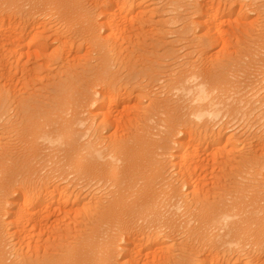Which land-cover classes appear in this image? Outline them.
<instances>
[{
    "label": "bare ground",
    "instance_id": "obj_1",
    "mask_svg": "<svg viewBox=\"0 0 264 264\" xmlns=\"http://www.w3.org/2000/svg\"><path fill=\"white\" fill-rule=\"evenodd\" d=\"M183 1L170 0L169 10L174 14L171 20L168 18L169 26L179 22L178 12L186 3ZM224 1L195 0L187 5L191 8L187 9L189 16L197 14L196 20L186 25L190 27L187 29L199 28L211 42L209 44L224 43L226 31H230L227 27V30L223 29L228 21L225 19L238 17L235 20L240 18L245 22L249 13L244 8L259 2L236 0L234 5L227 6V1ZM237 1L240 5L235 10L238 16L231 17L236 13L234 6ZM91 3L92 7L94 3ZM143 3L142 0H97L94 5L97 11H94L86 6L85 0H0V65H8L5 72L3 68L6 65L0 67L5 73L4 79L0 75V79L5 81H1L0 89L13 90L16 73L12 74V68L18 69V74L22 64L31 61L26 60L29 57L24 52L27 41L29 45L38 43L44 37L49 38L47 35L51 31L55 33L56 41L67 44L68 41L64 40H69L66 31L52 30L57 29L51 24L52 17L56 26L67 29L74 37L81 35L95 39L96 51L101 50V53L117 59L125 52L127 54L130 48H125V42L121 41H132L129 34L135 33L137 25L134 20L140 18V12H146ZM260 6L256 7L259 9ZM36 24L42 30H36ZM45 32L49 34L45 36ZM258 41L264 50V33H260ZM68 45L60 48L67 53L65 56L70 54ZM64 48L69 51L65 52ZM70 48L74 50L73 46ZM76 48L77 44L75 52ZM24 55L26 62L23 63ZM252 55L260 58L257 50ZM230 61L211 63L209 60V65L206 61L204 65L189 62L188 67L171 70V78L159 92L161 99L151 101L149 110L134 117L131 115L133 119L120 111L127 122L122 121L120 113V118H115L113 108H119L120 102L124 106V101L131 98L133 92L142 94L148 83L153 82V76L146 80L148 83L144 84V81V86H139L138 91H132L131 86L121 87L119 77L113 75L107 69L109 64L103 62L91 78L83 79L85 82L81 78L75 79L76 82L67 74L65 83L58 88L57 101L54 104L49 102L48 106L38 108L32 103L34 101L15 93L0 96V120L6 118L0 125L8 129L12 127L16 133V140L10 146L6 148L7 144H0V264H237L242 259L246 260L244 264H264V97L255 98L263 91L262 86L257 84L258 81L255 85L251 81L256 80L252 79L255 76L246 70L257 63L264 69V56L254 65L251 61H247L248 64L238 59ZM23 67L27 68V64ZM0 74H3L1 70ZM131 75L132 79L135 78L134 74ZM137 76L138 83L144 76L141 79ZM188 77L199 78L191 85L194 95L188 99L174 97L173 89L177 86L186 88L184 81ZM133 82L136 83L135 80ZM197 84L205 85L206 91H197ZM130 103L127 101L126 105ZM12 106L16 110V120L9 116ZM193 112L221 113L222 118L215 123L206 119L203 124H197L189 118ZM82 118L89 121L87 128L76 126ZM152 120L155 122L150 123ZM123 123L126 127L129 124L128 132ZM235 124L241 127L224 141L226 145L223 146L230 148H223V152L220 150L223 154L220 160V151L214 148L221 144L230 132L228 130H236V127L231 128ZM255 125L260 132L256 128L257 132L250 133V128ZM110 128L114 132L107 134ZM86 133L87 138L83 139ZM45 134L61 136L62 145L48 147L42 144L39 138ZM203 143L209 147L203 148ZM204 152H208L207 155ZM110 155L122 163H115ZM215 167H219L221 173L216 170L217 173L211 175ZM208 171L211 172L208 179L212 176L210 182L206 180L209 173L204 175ZM230 179L231 184H228ZM84 189L93 197L97 196L92 207H80ZM175 201L183 202V213L171 211ZM225 216L234 219L225 224L222 220ZM70 222L78 223L75 224L77 227ZM27 230H30L29 235ZM45 232L48 237H44ZM8 233L10 238L17 240L15 260L10 258L6 249L12 245V241L6 239ZM23 233L27 235L23 236ZM177 235H182L184 240L180 239L185 241L181 246L183 251L179 247L178 255L174 254L173 247H170L172 250L165 247L169 242L164 243L165 239ZM23 250L25 253L19 255Z\"/></svg>",
    "mask_w": 264,
    "mask_h": 264
},
{
    "label": "rangeland",
    "instance_id": "obj_2",
    "mask_svg": "<svg viewBox=\"0 0 264 264\" xmlns=\"http://www.w3.org/2000/svg\"><path fill=\"white\" fill-rule=\"evenodd\" d=\"M90 1H94L93 3H91ZM95 1H97V0H85V4H88V5H86V6H88V7H91L90 6V4L89 3H91V5L93 4V6L91 7L92 9H95L94 7V5H95ZM186 1V3H184V7H183V9H181V10H179V22H176L175 24H173V26H172V23L170 24V26H169V23H167V21L170 19L171 20V17H172V14H174V13H172V12H170V6H169V2H170V0H142V2H145V3H143V7H144V9H145V7H146V12H144V13H141L140 12V16L138 15V17H140V18H136V20H134V23H135V25H137L136 26V28H138L137 29V31H136V28L134 27V30H135V33H136V35H135V33L134 34H132V33H130L129 35H130V37L132 38L131 40L132 41H128V40H126V41H128V42H130V44L132 45H130L128 42H126L124 39L121 41V42H125V43H123V44H125V48L127 47H129L130 49L129 50H127L128 52H127V54H126V52H125V54H123L122 55V57L120 56V57H118V59H117V57H111L110 55H105V53H101L102 51L101 50H97L96 51V49H97V46H94V45H96V40L95 39H92V38H88V39H86L87 37H83V36H81L80 35V37H78L77 35L74 37V34H71L69 31H67V29L66 30H63L64 28H59L58 26H56L55 24H54V18L52 17V23L51 24H53V26L54 27H57V29L55 28V30L54 29H52L54 32H57L56 30H58V32H60V33H65V31H66V34L67 35H69V40L68 39H66V38H64V40H67L68 42H67V44L66 45H62L61 44V42L60 41H56L55 40V37H54V35L53 34H55V33H52L51 31L48 33V32H45V36L47 35V34H49V35H47L49 38H47V37H44L43 39H41V40H39V42L38 43H30V45L29 44H27V42H26V48H25V50H24V52L26 53V54H28V55H26L25 53V55L27 56V57H29L28 59H26V60H31L30 62H26V60H25V58H26V56L24 55L22 58H24V60L23 61H21V62H26V64H27V68H24L23 66H25L26 67V64L24 65V64H22V67H20V68H22V69H20L19 68V71H18V74H17V70L18 69H16V68H12V70H13V72H12V74H15L14 76H16V78L14 79V91L13 90H10V91H8V90H4V89H0V96H4V97H6V96H8V95H10L11 93V95H13L14 93L17 95L18 94V96L20 95V97L21 98H25V99H29V101H34V102H32V103H34V104H36L37 106H38V108L39 107H44L45 105H50V103H55V101H57L56 99H58V98H56V96H59V90H58V88H59V86H61L63 83H65V81H66V78H68V75H70L69 77H72L74 80L76 79L77 81L78 80H80V78H81V80H86V79H89V77L91 78L93 75H92V73L94 72V70L95 69H99L100 70V68H98V67H100L101 66V64H102V62L103 63H105L106 65L107 64H109V68H107V69H110V70H108V71H110L113 75L115 74L117 77H119V83H120V85H121V87H122V85H124L123 87H125V86H127L128 88H129V86H131L133 89H131V87H130V89L133 91H136V89H137V91H138V89H139V86H144V84H146V83H148V81L146 82V80H149V77H151L152 78V76H153V82H151V83H148L149 85L151 84V87L148 85V86H146V88H145V90H144V92L141 94V92H136V94H137V97L135 96L136 94H134L135 92H133L132 94H133V96L131 97V98H127L124 102L125 103H123V104H125L126 105V102L127 101H130L131 103H130V105H124L125 106V108H123L124 106L122 105V102H120V104L118 105L119 106V108H120V110H119V108L118 107H116V109H115V107L113 108V111L115 110L116 111V113H115V111H114V113H113V115H114V117L115 116H118L119 117V113H120V111H122V113L123 112H125V113H123V115H125L126 117H128L129 119H133V117L135 116V115H138V114H143V113H145V110H149L150 109V107H151V105H152V102L155 100V99H161V97H162V95H161V93H159L162 89V85H164V83H167L169 80V77L171 78V76H169V75H172V74H170L171 72L173 73V71H175V68L177 69V68H185V67H188L190 64H200V65H204V63L205 64H207L208 63V65H209V63L211 62H217V61H221L222 63H224V62H229L230 60V62H232L233 60L235 61V60H241V62L242 63H245V62H249L250 63V61H251V64H255V63H257L258 62V59L260 60V58L262 57V56H264L263 54V52H264V50H262L259 46H260V44L258 43L259 41V37H260V33L261 34H263L264 33V0H262V2H261V0H259V2H258V4L256 5L255 4V6L254 5H250V7L249 6H247V7H245L244 8V10L246 9V12L247 13H249V14H247L248 16H247V20H245V22H243V20L242 21H240V18H239V20H235L236 18L238 19V17H235V18H231V17H233V16H238V12H236L238 9H239V7H240V5H239V2L237 1V4H235V6H234V12H236L235 14H233L230 18L231 19H225V18H228V17H224V19H225V22H226V20H228L226 23H224V25H223V29L225 28L226 29V27L227 28H229V32H228V30L226 31L227 33H229V35L226 33V35L225 36H227V37H225V40L226 41H224V43H222V41H221V43H217L218 45H215V44H209V43H211V42H209V40L207 39V37L203 34L202 35V32H200V29L199 28H197V29H195V28H193L192 30L191 29H187V27L188 26H186V25H188V23L190 22V21H192L193 19L194 20H196V16H197V14H194V15H196V16H189V14H187V12H189L188 10L189 9H191L190 8V6H187V5H190V3H192L193 1H195V0H185ZM185 1H183V2H185ZM224 0H222V2H223ZM227 1V6H230L231 4L232 5H234L233 3H235V1L236 0H226ZM88 2V3H87ZM163 2V3H162ZM145 4V5H144ZM223 4L225 5V1L223 2ZM230 4V5H229ZM260 6V8L258 9L256 6ZM150 6H151V8H150ZM263 6V7H262ZM226 7V6H225ZM238 7V8H237ZM262 7V8H261ZM256 8V9H255ZM148 9V10H147ZM169 11H168V10ZM188 9V10H187ZM237 9V10H236ZM236 10V11H235ZM250 10V11H249ZM255 10H257V11H255ZM258 10H260V12L258 11ZM94 11H97V9H95ZM139 11V10H138ZM140 11H141V9H140ZM181 11V12H180ZM184 11V12H183ZM156 12V13H155ZM166 12H168V13H166ZM240 12V11H239ZM258 13V14H257ZM187 14V15H186ZM191 14V13H190ZM237 14V15H236ZM191 15H193V14H191ZM259 15V16H258ZM261 15V16H260ZM182 16H184L183 18H182ZM225 16H228V15H225ZM144 17H145V20H147L146 22H147V24H146V22H144L145 20H144ZM191 19H190V18ZM51 18V17H50ZM165 19V22H164V19ZM169 18V19H168ZM254 18V19H253ZM256 18V19H255ZM260 18V19H259ZM190 19V20H189ZM259 19V20H258ZM169 20V21H170ZM188 20V21H187ZM229 20H231V21H229ZM233 20H234V22H233ZM136 21H138V22H136ZM141 21H143L142 23H145V25L144 24H142L141 23ZM187 21V22H186ZM240 21V22H239ZM186 22V23H185ZM256 22V23H255ZM137 23V24H136ZM138 23H140V24H142L141 26H140V24H138ZM228 23V24H227ZM232 24V25H230V24ZM238 23V24H237ZM259 23V24H258ZM38 25H39V23H37ZM36 24V27L38 28H36V30H42V29H39V26ZM51 24H49V25H51ZM128 24V23H127ZM182 24V25H181ZM226 24V25H225ZM241 24H243V25H241ZM244 24H246V26L244 25ZM250 24V25H249ZM134 25V26H135ZM140 26V28H139V26ZM185 25V26H184ZM241 27H240V26ZM131 26V25H130ZM144 26V27H143ZM146 26V27H145ZM235 26V27H234ZM142 27H143V29H142ZM185 29H184V28ZM232 27V28H231ZM239 27V28H238ZM245 27V28H244ZM253 27V28H252ZM53 28V27H52ZM173 28V29H172ZM188 28H190V27H188ZM258 28V29H257ZM142 29V30H141ZM187 29V30H186ZM224 29V30H225ZM232 29V30H231ZM244 29V30H243ZM248 29V30H247ZM60 30V31H59ZM142 32H141V31ZM144 30V31H143ZM184 30V31H183ZM69 32V33H68ZM104 32V30L102 31V33ZM139 34H138V33ZM190 32H192V33H190ZM198 32V33H197ZM250 32V33H249ZM51 33H52V36H51ZM186 33V34H185ZM188 33V34H187ZM196 33V34H195ZM132 34V35H131ZM193 34V35H192ZM231 34H234L235 36H231ZM250 34V35H249ZM73 35V36H72ZM103 35H105V33L103 34ZM136 36V37H135ZM238 36V37H237ZM256 36V37H255ZM51 37V38H50ZM74 37V38H73ZM187 37V38H186ZM237 37V38H236ZM252 37V38H251ZM53 38V39H52ZM71 38H73V39H71ZM182 38V39H181ZM198 38V39H197ZM29 39H31V38H29ZM74 39H76V40H74ZM237 39V40H236ZM48 40V41H47ZM71 40V41H70ZM205 40V41H204ZM94 41V42H93ZM198 41V42H197ZM252 41V42H251ZM29 42H30V40H29ZM74 42V43H73ZM79 42H82L81 43V48H79L78 47V45H79ZM89 42H91V43H89ZM236 42V43H235ZM244 42V43H243ZM258 43V45H257V43ZM70 43V44H69ZM199 43V44H198ZM228 43V44H227ZM230 43H231V45H230ZM261 43V42H260ZM38 44V45H37ZM40 44V45H39ZM73 46L74 47V50L72 49V48H70V46ZM77 44V50H76V52H75V45ZM202 44V45H201ZM37 45V46H36ZM63 47H65L66 48V46L68 45L69 47H67V49H71L70 51L69 50H67V49H65L64 48V50H65V52L66 51H69L70 52V54H68V56H65L67 53H64V51H61L60 50V48H63ZM83 45V46H82ZM213 47H211V46ZM228 47H227V46ZM27 46H29V48L27 47ZM45 46H47V47H45ZM89 46H90V49H89ZM248 46V47H247ZM40 47V48H39ZM245 47V48H244ZM259 47V48H258ZM37 48V49H36ZM38 48H39V50H38ZM59 48V49H58ZM87 48V49H86ZM92 48H95V49H92ZM173 49V50H172ZM236 49V50H235ZM260 49V50H259ZM38 50V52L36 53V51ZM74 52H73V51ZM131 50V51H130ZM228 50V51H227ZM255 50H257V52L260 54V58H256L258 55L257 54H255L256 55V57L254 56L253 57V53L255 52ZM262 50V51H261ZM29 51H31V52H29ZM90 51V52H89ZM200 51V52H199ZM237 51V52H236ZM41 52V53H40ZM62 52V53H61ZM72 52V53H71ZM130 52V53H129ZM208 52V53H207ZM33 53V54H32ZM40 53V54H39ZM177 53V54H176ZM197 53V54H196ZM204 53V54H203ZM250 53V54H249ZM263 53V54H262ZM30 54V55H29ZM88 54H90V55H88ZM105 55V56H107V57H105V56H103V55ZM34 55V56H33ZM62 55V56H61ZM64 55V56H63ZM79 55V56H78ZM83 55V56H82ZM85 55V56H84ZM102 55V56H101ZM126 55V56H125ZM220 55V56H219ZM235 55V56H234ZM262 55V56H261ZM179 56V57H178ZM205 56V57H204ZM219 56V57H218ZM224 56V57H223ZM225 56H226V58H225ZM33 57H34V59H33ZM62 57H63V59H62ZM68 57V58H67ZM71 57V58H70ZM77 57V58H76ZM111 59H110V58ZM178 57V58H177ZM207 57V58H206ZM216 57V58H215ZM233 57V58H232ZM52 60H51V59ZM65 58H67V59H65ZM119 58H120V60H119ZM135 58V59H134ZM176 58V59H175ZM210 58V59H209ZM212 58H213V60H212ZM227 58H230V60L229 61H227L228 59ZM240 58V59H239ZM256 58V59H255ZM65 59V60H64ZM70 59V60H69ZM72 59V60H71ZM105 59V60H104ZM110 59V60H109ZM113 59H114V61H113ZM124 59V60H123ZM169 59H172V60H169ZM193 59V60H192ZM207 59H209L210 60V62H209V60H207ZM216 59V60H215ZM219 59V60H218ZM226 59V60H225ZM33 60V61H32ZM119 60V61H118ZM142 62H141V61ZM174 60V61H173ZM225 60V61H224ZM66 61V62H65ZM105 61V62H104ZM113 61V62H112ZM118 61V62H117ZM125 61H126V63H125ZM135 63H134V62ZM181 61V62H180ZM201 61H203L202 63L203 64H201L200 62ZM207 63H206V62ZM256 61V62H255ZM61 62V63H60ZM64 62V63H63ZM85 62V63H84ZM114 62H115V64H114ZM116 62H117V64H116ZM134 64H133V63ZM189 62H190V64H189ZM238 62V61H237ZM248 62L247 63H245V64H248ZM253 62V63H252ZM51 63V64H50ZM82 63V64H81ZM83 63H84V65H83ZM88 65H87V64ZM119 63V64H118ZM120 63H121V65H120ZM131 65H133L135 68H132L133 66H131ZM143 63V64H142ZM21 64H20V66H21ZM50 64V65H49ZM124 64H126V65H124ZM131 66H129V65ZM135 64H136V66H135ZM178 64V65H177ZM189 64V65H188ZM245 64H243V65H245ZM1 65H4V63L2 64L1 63ZM0 65V67H2L3 68V66H1ZM6 65V67L5 68H3L4 69V72H5V69L7 68V64H5ZM4 65V66H5ZM68 65H69V67H68ZM72 65V66H71ZM75 67H74V66ZM78 65V66H77ZM256 65L259 67V69H257L258 67H256ZM121 66V67H120ZM125 66V67H124ZM138 66V67H137ZM140 66H142V67H140ZM173 66V67H172ZM185 66V67H184ZM130 67V68H129ZM145 67V68H144ZM158 67V68H157ZM167 67H169V68H167ZM254 67V68H253ZM250 70H248V69H246L248 72H252V74H253V77L255 76V78H252V79H256L255 81L254 80H251V81H253V82H255V85H257V84H259V86L261 87L262 86V88H261V90H263V91H261V93L258 95L259 97H255V98H263L264 97V69H262L263 67H261V66H259L258 65V63L257 64H255L254 66H253ZM2 68H0V70L2 71V73L3 74H0V75H3V77H1V78H5L4 76V72H3V70H2ZM132 68V69H131ZM137 68V70H135ZM83 69V70H82ZM87 69V70H86ZM102 69V68H101ZM244 69V68H243ZM253 69V70H252ZM151 70V71H150ZM163 70V71H162ZM171 70H173V71H171ZM178 70V69H177ZM261 70H263V74H262V71ZM96 71V70H95ZM153 71V72H152ZM167 71V72H166ZM78 72V73H77ZM138 72V73H137ZM165 72V73H164ZM254 72V73H253ZM261 72V73H260ZM72 73V74H71ZM78 75H77V74ZM85 73V74H84ZM144 73V74H143ZM153 73V74H152ZM160 73V74H159ZM164 74V76H163V74ZM257 73L259 74V75H257ZM68 74V75H67ZM131 74H134V76H135V78H133L132 79V77H130V76H132ZM146 74V75H145ZM255 74V75H254ZM73 75V76H72ZM75 75V76H74ZM92 75V76H91ZM138 75V76H137ZM160 75V76H159ZM18 76V77H17ZM77 76V77H76ZM136 76L139 78V79H141L143 76V78H142V80H138V83H137V78H136ZM142 76V77H141ZM145 76H146V78H145ZM122 77H123V80H122ZM159 77V78H158ZM163 77V78H162ZM252 77V76H251ZM18 78V79H17ZM79 78V79H78ZM126 78V79H125ZM3 79H0V84H2V82L4 83L5 81H2ZM65 79V80H64ZM121 79V80H120ZM132 79V80H131ZM156 79V80H155ZM167 79V80H166ZM251 79V78H250ZM17 80H19V81H17ZM73 80V81H74ZM75 80V81H76ZM83 80V81H84ZM130 80V81H129ZM133 80H135L136 81V83L135 82H133ZM158 80V81H157ZM160 80H162V81H160ZM2 81V82H1ZM76 81V82H77ZM128 81V82H127ZM142 81V82H141ZM145 81V82H144ZM167 81V82H166ZM259 83H258V82ZM262 81V82H261ZM60 82V83H59ZM85 82V81H84ZM125 82H127V84H125ZM130 82H132V83H130ZM143 82H144V84H143ZM256 82H257V84H256ZM163 83V84H162ZM132 84V85H131ZM140 84V85H139ZM135 85H137V86H135ZM161 85V86H160ZM98 88H100V86H98ZM160 88V89H159ZM12 89V88H11ZM148 89V90H147ZM56 90V91H55ZM58 90V91H57ZM159 90V91H158ZM154 91V92H153ZM56 92H58V93H56ZM148 94V93H150L149 95H147L146 93ZM140 93V94H139ZM143 94L146 96H144V97H140L141 95L143 96ZM158 94V95H157ZM160 94V95H159ZM10 95V96H11ZM140 95V96H139ZM263 97H262V96ZM17 96V97H18ZM23 96V97H22ZM151 96V97H150ZM161 96V97H160ZM20 97H18V98H20ZM134 97V99H132ZM140 97V98H139ZM152 99V97H153V100H151L150 98ZM160 97V98H159ZM8 98V97H7ZM130 99H132V100H130ZM150 99V100H149ZM134 100V101H133ZM54 101V102H53ZM152 101V102H151ZM50 102V103H49ZM133 103V104H132ZM127 104H129V103H127ZM122 107H121V106ZM15 106V105H14ZM127 106H131V107H127ZM14 108L15 107H10V110H9V116L11 117V119H13V117H14V119L13 120H16L17 118H15L16 116L14 115L15 113L14 112H16V110L14 111ZM128 108V109H127ZM11 109H12V111H11ZM117 109H118V111H117ZM122 109V110H121ZM124 109H126V111H124ZM142 110H144V111H142ZM112 111V112H113ZM128 111H129V113H128ZM118 112V113H117ZM132 112V113H131ZM143 112V113H142ZM12 113V114H11ZM122 113H120V115L122 114ZM118 114V115H117ZM14 115V116H13ZM123 115H121L120 117L121 118H123V120L122 121H128L127 119H124L125 118V116H123ZM128 115V116H127ZM133 117H132V116ZM123 116V117H122ZM129 116H131V117H129ZM119 117V118H120ZM116 118V117H115ZM6 118H3V119H1L0 120V122L2 123V125H3V122H4V120H5ZM3 121V122H2ZM131 122V121H130ZM129 122V123H130ZM0 123V124H1ZM125 123V122H124ZM123 123V124H124ZM97 124V123H96ZM98 124H99V120H98ZM122 124V125H123ZM238 124V123H237ZM245 124V123H244ZM2 125H0V144L3 146H5L6 144V148L8 147V146H10V144H12V143H14L15 142V140H16V133L15 132H13V130H11L12 129V127L10 128L9 127V129L8 128H6L5 126H2ZM121 125V126H122ZM125 125V124H124ZM123 125V126H124ZM128 126L127 127H129V128H127L126 127V125H125V127H126V131L128 132V129H130V126H129V124H127ZM236 125V124H235ZM234 125V127H231V128H235L236 130H234V129H230V130H228V135H226L225 136V138H223L222 139V142H226V140L230 137V135H235V132H237V131H239V130H237V129H239L240 127H238V125H236L235 126ZM123 126H122V128H123ZM256 126V125H255ZM255 126H252L251 128H250V133H254V132H257L258 130H259V127L257 128V126H259V124H257V126L255 127ZM255 127V128H254ZM114 130L116 129V128H114V126L112 127ZM112 128H110V130H108L107 132L106 131H104V132H106L107 134H109V133H111V132H114V131H112L111 129ZM120 128V127H119ZM122 128H120V130H123ZM256 128H257V131H256ZM241 129H244L245 130V128H241ZM240 129V131L241 132H243L242 130ZM252 129V130H251ZM254 130V131H253ZM6 131H8L7 133H6ZM12 131V132H11ZM110 131V132H109ZM122 133L124 132V131H121ZM241 132H238V133H241ZM258 132H260V130L258 131ZM11 133V134H10ZM126 133V132H125ZM248 133H249V131H248ZM11 136H10V135ZM14 134V135H13ZM121 134V133H120ZM7 135V136H6ZM13 135V136H12ZM239 134H237V136H238ZM9 137V138H8ZM13 137V138H12ZM15 137V138H14ZM239 137V136H238ZM8 139V140H7ZM10 141V142H9ZM14 141V142H13ZM8 142V143H7ZM221 142V144L219 145V146H217V147H219V148H214V150L216 149H218L219 151L222 149V152H223V148H225V149H229L228 147H224L223 145L225 144L226 145V143L224 142V143H222ZM207 143H205V145H204V143L202 144V147L203 148H206V147H209V145L207 146L206 145ZM222 145V148L220 147ZM212 149V148H211ZM215 150V151H216ZM217 150V151H218ZM218 151V152H219ZM208 152L210 153L211 152V150H210V148H209V150H208ZM208 152H204L206 155H207V153ZM217 152V153H218ZM205 154H203V158L205 157ZM220 154V160L221 159H223L222 157V153H221V151L218 153V155ZM210 155V154H209ZM208 155V156H209ZM207 156V157H208ZM211 157V156H210ZM218 157V158H219ZM235 166V165H234ZM233 167V166H232ZM212 168V167H211ZM174 168H171V170L174 172V170H173ZM219 167L218 168H216L215 167V170L213 169L212 171V173L211 172H209V171H211L210 170V167L208 168V172H205L204 173V175H206L207 173H209V174H207L206 176V180L208 179V176H210V173H211V175H214V172L215 173H217L216 172V170L217 171H219ZM235 172V170H232V172ZM220 173H221V170L219 171ZM218 172V174H220ZM231 171H230V173H231V175H233V173H232ZM222 175H223V173H222ZM229 177H231L230 175H229ZM232 178V177H231ZM210 179H212V176L210 177ZM210 179H208L207 180V182H210L211 180ZM231 179L229 180V181H227V183L228 182H230V183H228V184H231ZM206 182V183H207ZM226 183V184H227ZM208 186H210L211 184L210 183H208L207 184ZM79 186V185H78ZM77 186V189L79 188V187H81V186H79L78 187ZM211 187V186H210ZM83 194H84V196H82V198H83V202H82V204H81V206L80 207H83V206H85L86 208H87V206L88 207H92V204H93V200H96V198L95 197H97V196H95V197H93L94 195L93 194H89L90 192H88L87 190H83ZM106 193V192H105ZM86 194H89V196H86ZM101 196H105V194L103 195V194H100ZM100 195H98V196H100ZM84 197H86V198H84ZM89 198H90V200H89ZM95 198V199H94ZM85 201V202H84ZM85 203V204H84ZM84 204V205H83ZM51 220H53V219H51ZM70 221V220H69ZM68 222V221H67ZM62 224V223H61ZM64 224V223H63ZM62 224V225H63ZM67 224V223H66ZM70 224H74L73 225V227L74 226H76V225H78V223L76 224L75 222H73V223H71L70 222ZM76 224V225H75ZM61 225V226H62ZM58 226H60V225H58ZM64 226V225H63ZM77 227V226H76ZM30 231V230H29ZM29 231L27 230V232H28V235H29ZM27 232H25V233H27ZM47 232V234H48V231H46ZM46 232H45V234H46ZM25 233H23L24 235L23 236H26L27 234H25ZM9 234L10 233H8L7 235L9 236ZM44 234V237H46L47 236V234L45 235ZM6 235V239H10V242L12 243V245L10 244V245H8V247L6 248V249H8L7 251H9V254H10V258L12 259V260H15L16 259V257H17V255H18V253L16 252V253H14L16 250H17V248H18V245L16 246V242H17V240L15 239V237H11L10 238V236L8 237ZM49 236V235H48ZM47 236V237H48ZM183 239L182 238V235H177V236H175V238H174V236L172 237V238H170V239H165V241H164V243H166V242H169L170 244H166L167 246H165V247H167V249L168 250H170L172 247V249H173V251H175L174 252V254H176L177 253V255H178V253L180 254V251L182 250L183 251V248L184 247H182L181 248V246H182V244H183V246H184V244H185V241H182L181 239ZM175 239V240H174ZM180 239V240H179ZM166 240H168V241H166ZM172 240V241H171ZM184 240V239H183ZM15 241V245L13 244V242ZM182 241V242H181ZM176 242V243H175ZM180 242H181V245H180ZM178 244L180 245V246H178ZM173 245V246H172ZM12 246V247H11ZM17 248H16V247ZM169 246V247H168ZM15 247V248H14ZM171 247V248H170ZM177 247V248H176ZM179 247L181 248V250L179 249ZM185 247H187V246H185ZM170 248V249H169ZM171 249V250H172ZM177 249V250H176ZM186 249L187 248H185L184 249V251H186ZM167 250V251H168ZM11 251V252H10ZM19 251V250H18ZM25 251H26V253L28 252L26 249H25ZM25 251L23 250L22 252H19V255H21L23 252L25 253ZM166 251V252H167ZM176 251H178V252H176ZM13 253V254H12ZM23 253V254H24ZM15 255H16V257H15ZM13 256H14V258H13ZM235 259H237V257L235 258ZM243 261H246V260H244V259H242ZM241 260V261H242ZM241 262L240 263V260H239V262H237V264H244V262Z\"/></svg>",
    "mask_w": 264,
    "mask_h": 264
},
{
    "label": "clouds",
    "instance_id": "obj_3",
    "mask_svg": "<svg viewBox=\"0 0 264 264\" xmlns=\"http://www.w3.org/2000/svg\"><path fill=\"white\" fill-rule=\"evenodd\" d=\"M198 79H199L198 77L186 78V80L184 81V84L187 85V87L183 89L179 86L175 87L173 89L174 97L176 98L184 97L185 99L191 98L194 95L191 85L193 82L198 81ZM196 88H197V91H200V92L206 91L205 85L197 84ZM193 103L195 104L196 101H193ZM93 107H95V104L93 105ZM189 118L195 121L197 124H203L206 119L215 123V122H218L222 118V114L221 113H209V112H193L190 114ZM154 122H155L154 120L150 121V123H154ZM76 126L81 129L87 128L89 126V121L86 118H82L77 121ZM86 138H87V133L85 134V137H83V139H86ZM39 140L42 144H46L48 147L61 146L63 143V138L61 136L53 137L48 134L42 135L39 138ZM97 155L99 156L100 153H97ZM109 158L112 159L117 164L122 163V161L116 159L115 156L110 155ZM171 211H174L177 214L183 213L184 211L183 202L175 201L173 203ZM232 219L234 218L228 217V216L222 217V220L225 222V224L231 222Z\"/></svg>",
    "mask_w": 264,
    "mask_h": 264
}]
</instances>
